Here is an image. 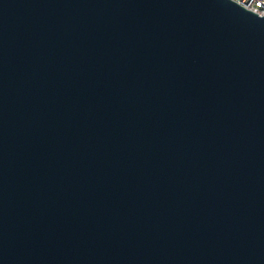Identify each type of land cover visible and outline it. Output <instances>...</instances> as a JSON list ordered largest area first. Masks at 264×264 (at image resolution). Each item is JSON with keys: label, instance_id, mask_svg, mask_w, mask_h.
I'll return each mask as SVG.
<instances>
[{"label": "water", "instance_id": "95a60500", "mask_svg": "<svg viewBox=\"0 0 264 264\" xmlns=\"http://www.w3.org/2000/svg\"><path fill=\"white\" fill-rule=\"evenodd\" d=\"M0 264H264V15L0 0Z\"/></svg>", "mask_w": 264, "mask_h": 264}, {"label": "built area", "instance_id": "2783aa9c", "mask_svg": "<svg viewBox=\"0 0 264 264\" xmlns=\"http://www.w3.org/2000/svg\"><path fill=\"white\" fill-rule=\"evenodd\" d=\"M242 7L249 9L258 15H264V0H233Z\"/></svg>", "mask_w": 264, "mask_h": 264}]
</instances>
